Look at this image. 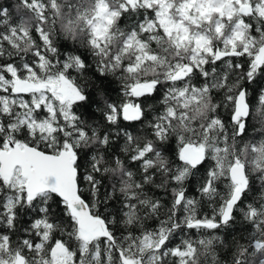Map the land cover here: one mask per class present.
Returning <instances> with one entry per match:
<instances>
[{
	"label": "snow or ice",
	"instance_id": "1",
	"mask_svg": "<svg viewBox=\"0 0 264 264\" xmlns=\"http://www.w3.org/2000/svg\"><path fill=\"white\" fill-rule=\"evenodd\" d=\"M0 264H264V0H0Z\"/></svg>",
	"mask_w": 264,
	"mask_h": 264
}]
</instances>
